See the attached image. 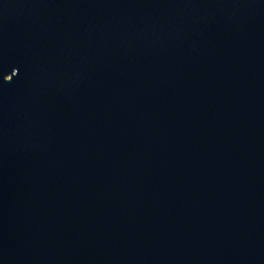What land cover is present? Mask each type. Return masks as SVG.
<instances>
[{
    "label": "water",
    "instance_id": "1",
    "mask_svg": "<svg viewBox=\"0 0 264 264\" xmlns=\"http://www.w3.org/2000/svg\"><path fill=\"white\" fill-rule=\"evenodd\" d=\"M0 264H264V0H0Z\"/></svg>",
    "mask_w": 264,
    "mask_h": 264
}]
</instances>
